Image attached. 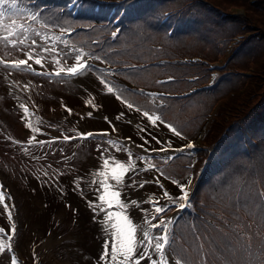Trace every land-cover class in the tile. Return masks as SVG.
Returning a JSON list of instances; mask_svg holds the SVG:
<instances>
[{
  "label": "trees",
  "instance_id": "1",
  "mask_svg": "<svg viewBox=\"0 0 264 264\" xmlns=\"http://www.w3.org/2000/svg\"><path fill=\"white\" fill-rule=\"evenodd\" d=\"M211 1L217 7L228 2L244 5L247 18L225 17L200 0H133L119 7L115 18L127 42L121 61L138 54L143 42L151 43V40L158 43L161 51L155 53L152 45L145 46L140 51L142 57L133 61H147L153 55L175 56L169 45L177 50L182 47V54L186 49L196 47L201 56L216 60L234 35L243 34L244 38L230 54L227 71L220 75L213 87L182 102L166 100L164 107L154 105L147 96L126 89L118 92L135 107L157 113L183 135L193 132L195 118L201 116L203 123L219 106L201 141L202 145L208 146L217 142L218 148L198 183L191 209L177 219L171 250L182 264H264V196L259 195L264 192V159H261L264 154V87L259 82L255 86L246 74L255 75L253 72L259 68V77H264V0ZM164 11L177 14L166 24H161ZM111 29H97L101 31L99 45ZM121 51L119 48L117 52ZM197 72L201 71L184 68L183 78L192 75L200 78L197 84L205 82L207 77L201 78ZM130 81L138 86L151 87L138 75L132 76ZM249 87L253 93L241 99V94ZM233 97L236 98L231 102ZM233 106L237 110L235 114L239 111L237 116L230 111ZM206 107L208 111L202 112ZM246 122L250 136L244 140V135H238L236 131L241 133L239 127ZM226 127L230 130L225 134ZM194 133L197 136L199 131ZM192 135L184 136L189 139ZM200 157L203 161L205 153H200ZM188 159L187 156L178 157L169 163L155 158L148 163L162 168L160 170L166 177L179 178L187 173H184L183 166ZM236 177H242L243 183L235 187L225 183ZM236 187L243 193L239 198Z\"/></svg>",
  "mask_w": 264,
  "mask_h": 264
},
{
  "label": "snow or ice",
  "instance_id": "2",
  "mask_svg": "<svg viewBox=\"0 0 264 264\" xmlns=\"http://www.w3.org/2000/svg\"><path fill=\"white\" fill-rule=\"evenodd\" d=\"M28 11L19 7L18 0H0V42L5 45L19 48L21 51L25 47H30V51L26 53L25 59L18 60H5L0 59V64L5 65L10 70H23L24 67L38 75H48L56 77H66L70 79H79L87 71H97L93 69L92 65L88 63V60H98L104 63L99 56H92L85 53L82 49L73 48L69 52L65 53L55 47V42L63 39L62 35L55 33L36 32V36H41L42 41L46 43V46L41 47L37 44L35 39H32L27 33L30 31V25L24 24L17 25L16 20L12 19L11 24L5 26L3 21L5 17H16L22 12ZM27 19L32 22H39L40 11L28 12ZM41 27L48 28L47 23H43ZM67 32V29L60 28V33ZM71 34L70 32L68 33ZM118 35V30L112 32L113 38ZM30 41V44L28 43ZM66 44L67 42L64 41ZM39 49V52L36 50ZM54 53L53 60L56 65H60L58 70L53 73L47 72L45 66V59L48 53ZM72 52H75V62L71 65L68 64V60L72 58ZM31 62V63H30ZM39 66L43 71L37 72V69L33 67ZM115 75V73H105L104 75ZM27 87V86H26ZM98 87L101 92L112 94L114 89L111 84L108 83L105 78H98ZM156 95V94H151ZM117 100L125 104L129 110H135L141 112V109L134 108L132 103H128L123 100L121 96L116 95ZM91 108H98L92 100L87 102ZM24 108V112L28 113V108L25 105H21ZM68 114L71 115L72 109H66ZM120 113L117 116L119 119L123 116ZM88 116H92V112H88ZM142 116L146 118L147 124L143 127L138 126L137 131L140 132L142 143L136 146L143 149L147 155L143 157H137L147 163L150 160L155 159L153 153H171V152H183L185 149L194 150V144L189 142L182 148H173L171 142H165L159 137L155 136L149 131V128L155 129L156 127L163 125L168 128L175 136L183 139L182 134L172 125L165 122L161 116L155 113L150 114L148 111H143ZM110 125L113 132L116 131L114 124L108 120V117L104 118ZM147 133V135H145ZM92 132H78L77 136L63 135V141L68 142L77 138L86 139L94 136ZM101 135H108V133H102ZM35 139V137H33ZM58 140V138H53ZM131 141V137L128 138ZM154 141L159 147L149 148L147 147ZM38 144L48 143L47 141H38ZM108 143L120 150V145L115 141H108ZM165 160L172 159L171 155L164 157ZM261 159H264L262 154ZM132 161V154L129 152L128 162L113 158L103 159L102 164L94 170L95 175L99 177L98 180L93 179L92 185L94 190L98 193L95 200H89L88 207L92 209V219L95 222L101 223L102 230L108 234L107 240L103 243L101 253L95 258V264H170L167 248L170 246V232L169 225L173 224L172 219H165L163 215L166 214L171 207L175 206L179 210H185L191 204V178H188L185 183L172 179L171 184L178 188V192H171L163 185L156 181H137L135 177L140 175L144 171H156L161 175L163 173L156 166V164H148L147 167H137ZM83 176H78L74 184V190L82 191L80 183ZM146 183H156L157 187L161 189L159 194L151 193L147 198L140 197L138 199H132L131 193L138 192L139 189L144 188ZM225 183H229L230 187H235L243 183L242 177H236L230 181L226 180ZM56 187L59 188L57 182ZM61 193L63 190L60 189ZM237 198L242 195V191L239 187H236ZM264 196V192L259 193ZM10 197L6 196L3 191V186L0 185V215L7 213V224L0 226V264H20L18 257L19 251V232L17 223L14 220V204H9L7 200ZM144 204H148L149 207H143ZM68 208L72 209V205L68 204ZM132 208H137L142 213V219L134 222V218L130 214ZM75 211V209H73ZM103 214L102 216L100 214ZM31 259L38 264L36 258L35 249L32 251ZM87 264H91V261L87 257H84ZM174 264H182L180 259H176Z\"/></svg>",
  "mask_w": 264,
  "mask_h": 264
},
{
  "label": "rangeland",
  "instance_id": "3",
  "mask_svg": "<svg viewBox=\"0 0 264 264\" xmlns=\"http://www.w3.org/2000/svg\"><path fill=\"white\" fill-rule=\"evenodd\" d=\"M208 2L214 6L211 0H208ZM234 4L235 2H228L221 7H214L223 9L227 14H239L246 18V7L244 5ZM12 19L16 20L17 25H30V31L27 34L32 39H35L37 44L41 47L46 46L41 36H36L35 33L40 32L43 35L44 33L52 32L38 28L36 23H28L29 21L25 12H22L16 17H5L3 21L4 25H10ZM28 43L30 44V41ZM61 43L62 41H56L55 47L65 53L73 49L72 47L61 48ZM28 51H30V47H25L23 51H21L19 48H14L0 42V52L4 54V58L6 59L26 57ZM36 51L39 52V49ZM53 55L54 53L52 52L48 53L44 62L47 67L58 69L57 67H60V65L54 63ZM75 55L76 53L72 52V58L68 60L69 65L75 62ZM217 56L218 55L212 57V59ZM222 57L223 54L217 57V59H221ZM224 61H226L225 58ZM6 68L0 66V174L1 172L4 173L9 183H13L15 187L17 184L22 192L32 191V195H35L40 191L37 189V185L33 180L39 179L50 187L56 186L57 182L62 177L72 176L73 181H75L76 178L74 174L81 167L82 159L87 154L101 162L103 159H109L111 161L113 158L123 160L126 163L128 162L129 152L121 147L120 150L117 151L116 148L110 145L108 141H105L104 138L96 141H87L86 139L80 138L68 142L63 141V135L67 134L69 136L78 137V132H83L82 130L84 129L79 122H66L64 120L62 113L63 105L71 108L69 100L68 103L65 102L67 101L65 95L72 96L73 98H80L81 106L78 105L75 109H72L73 113L75 117H79L88 123V129H92V127L89 126V117L80 109V107H84L87 104L88 100L79 95V85L74 81L47 80L46 78L33 77L31 75L33 73L29 69H24L22 71H28L31 73L30 75L22 71L6 70ZM253 73L255 75L246 74L251 78L255 86L259 82L262 87H264V77H259V68H256V71ZM68 90H71V92ZM88 93L97 94L91 88L84 90V94ZM252 93L253 89L249 87L244 94H241V99L249 97ZM60 94H65V97ZM235 98L236 97L231 98L230 101L233 102ZM32 101L38 103V105H36L37 113L33 114L28 111L27 115L21 105ZM233 109L234 106L230 109L231 113L237 116L239 111L235 114L234 112L237 110L234 109L233 111ZM204 111H208V107L202 112ZM49 112H52L51 116H49ZM230 117L232 118L233 116ZM244 133H249V129L244 127ZM33 137H35V139H33ZM92 137L95 139L99 138L97 135ZM245 137L248 138L249 135H245ZM53 138H58V140H53ZM38 141H47L48 143L38 144ZM131 154L132 163H137V157L142 156L136 152H132ZM153 172L159 175L156 171H144L140 175H137L135 179L137 181H156L157 179L153 176ZM181 179L182 178H180L179 181H181ZM147 189L150 190L151 193L157 194L161 191L156 183H146L144 188L140 189L138 192H132L131 194L143 193V190ZM169 190L174 193L178 192V189L175 188H170ZM1 217L2 215H0V219ZM26 223L27 226L22 229L21 234H24L26 231L33 237L38 238L41 233L37 221L30 219ZM53 224L54 221L52 222V226ZM172 231L173 229H171V232ZM44 234L52 235L50 226H48L47 231L44 230ZM49 237H45L43 242L34 241L30 252V245L27 247V254H24L27 261L25 264H36V262L31 259L33 249H35L38 264H53L49 259V254H52L57 261H60L59 264L65 263L62 260L65 257L63 258L61 255L57 254L56 251L55 253H52V250L46 252V250L42 248L41 250L43 253L38 252L37 245L41 243L42 246H44V242ZM72 249L76 250L77 248L68 247L65 251L70 253ZM100 253L101 250L96 254H92L94 256L91 254L87 255L91 264H95V258L100 255Z\"/></svg>",
  "mask_w": 264,
  "mask_h": 264
},
{
  "label": "bare ground",
  "instance_id": "4",
  "mask_svg": "<svg viewBox=\"0 0 264 264\" xmlns=\"http://www.w3.org/2000/svg\"><path fill=\"white\" fill-rule=\"evenodd\" d=\"M91 65L99 66L97 62H88ZM74 82L78 83L79 89L84 93V86L88 85L94 92H98L100 95H108L106 90L101 92L98 87V80L95 79L90 72H85L83 76L79 79H73ZM110 95H113L110 94ZM70 101L76 105L80 98H69ZM88 100H94L93 97H89ZM117 100V99H116ZM118 101V100H117ZM116 102H112L109 105L113 110H120L123 113L129 122H133L138 126L142 127L146 123L143 122L138 116L139 113L129 110L125 105ZM101 104H98L100 106ZM104 107L101 105L100 110H103V113H100L97 117L99 119H104L107 117V114H113L107 110L105 104ZM64 119L66 122H72L73 120L78 121L76 117H73L67 113L64 114ZM127 123V121H123ZM80 124L84 127V132L88 129V123L83 120ZM104 125V123H101ZM113 124L116 123L113 121ZM117 128V125H115ZM127 128V127H125ZM96 129V128H93ZM158 133L164 137V139L169 141H174L176 136L173 133H165L164 130L158 126L156 127ZM90 130V129H88ZM156 131H152L155 133ZM101 135L102 133H95ZM166 142V141H165ZM102 164L101 161L95 159L93 156L87 154L82 159L81 167L74 174V177L77 179L78 176H83L82 181H77L80 183L82 191L74 190L73 177L67 176L59 179V188L56 186L50 187L45 182L37 179L33 182L37 185L39 193L32 195L30 192H22L17 184L16 187L13 183L9 184L12 189L17 193L15 198L17 200V213L15 217L20 221L21 228L19 233V249L21 254H27V247H29V252L31 247L34 244L33 242H39L49 237L50 235H45L44 230L47 231L48 226L52 231V235L46 239L44 246L41 243L37 245V250L40 253L42 248L47 251L52 250V253L61 255L64 264H87L84 260V257L87 255L96 254L102 249L103 243L107 240L108 234L102 230L101 223L95 222L92 219L93 211L88 207L89 200H95L98 193L94 190L92 185V180H98L99 177L95 175L94 170ZM137 167H147L141 163L135 164ZM153 176L159 181L161 185L165 188L166 183L160 179L153 172ZM3 177L6 178V175L3 174ZM5 180V179H4ZM9 186L8 184H5ZM60 189L63 190L61 193ZM140 190V189H139ZM151 195L150 190H143V193H134L131 194L132 199H138L140 197L147 198ZM71 204L72 209L68 208L67 205ZM143 207H149L148 204H144ZM20 209H22L20 211ZM75 209V211H73ZM130 214L134 218V222L142 219V213L137 208H132ZM103 215L102 213L100 214ZM37 221L40 228L41 235L38 238L33 237L30 233L24 232L21 234L22 229L26 228L28 220ZM54 224L52 226V222ZM20 225V224H19ZM19 230V227H18ZM41 245V246H39ZM68 247H76L77 249H72L70 253L66 252L65 249ZM168 253V258L170 264H174V258ZM94 256V255H92ZM91 257V256H90ZM50 261L53 264H59L60 261H57L52 254H49ZM89 260V258H88ZM142 264L145 262L142 261Z\"/></svg>",
  "mask_w": 264,
  "mask_h": 264
}]
</instances>
